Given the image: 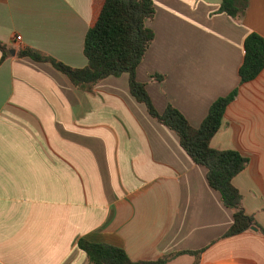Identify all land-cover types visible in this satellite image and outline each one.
<instances>
[{"label":"crops","instance_id":"obj_1","mask_svg":"<svg viewBox=\"0 0 264 264\" xmlns=\"http://www.w3.org/2000/svg\"><path fill=\"white\" fill-rule=\"evenodd\" d=\"M222 1L152 0L155 40L137 78L160 113L172 104L195 128L239 89L211 146L249 159L234 185L264 227V71L240 78L247 38H264V0H248L242 18L222 12ZM95 6L0 0L9 51L1 64L0 50V264H89L82 239L124 249L134 262L202 251L167 264H264V235L225 238L234 212L178 135L132 96L127 74L89 93L51 64L19 56L30 48L86 68Z\"/></svg>","mask_w":264,"mask_h":264},{"label":"trees","instance_id":"obj_2","mask_svg":"<svg viewBox=\"0 0 264 264\" xmlns=\"http://www.w3.org/2000/svg\"><path fill=\"white\" fill-rule=\"evenodd\" d=\"M95 5L93 22L85 39L84 54L88 60L86 68H72L30 48L22 50L19 56L51 64L78 90L89 93L102 81L127 74L132 96L146 107L153 119L178 135L182 148L192 161L207 169L210 187L220 192L224 206L234 212V223L225 238L243 234L252 227L264 235V227L258 224L255 217L246 213L243 196L234 185V179L247 168L249 159L237 151H221L211 146L239 89L217 99L199 128L193 127L172 104L168 105L164 113H160L149 95L147 85L137 78L138 68L155 40L154 31L147 25L156 16L152 0H95ZM248 6V0H223L221 11L233 18H242ZM0 50L3 53L2 64L9 57V51L1 42ZM263 71L264 38L252 34L245 42V58L240 69L241 84L256 80ZM155 79L163 81L164 77L156 76ZM79 248L88 256L89 264H167L176 256L200 257L202 254V251L180 252L158 261L134 262L124 249L109 244L82 239Z\"/></svg>","mask_w":264,"mask_h":264},{"label":"water","instance_id":"obj_3","mask_svg":"<svg viewBox=\"0 0 264 264\" xmlns=\"http://www.w3.org/2000/svg\"><path fill=\"white\" fill-rule=\"evenodd\" d=\"M11 54L14 55L15 54V51H11ZM251 229L254 230V231H257V228H255V227H252Z\"/></svg>","mask_w":264,"mask_h":264},{"label":"built area","instance_id":"obj_4","mask_svg":"<svg viewBox=\"0 0 264 264\" xmlns=\"http://www.w3.org/2000/svg\"><path fill=\"white\" fill-rule=\"evenodd\" d=\"M21 39H22V38H21L20 36L17 37V40H18V41H21Z\"/></svg>","mask_w":264,"mask_h":264}]
</instances>
